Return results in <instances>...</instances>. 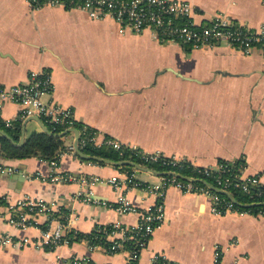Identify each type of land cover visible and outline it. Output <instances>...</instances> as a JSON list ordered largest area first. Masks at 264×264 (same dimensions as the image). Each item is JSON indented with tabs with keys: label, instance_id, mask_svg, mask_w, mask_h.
Listing matches in <instances>:
<instances>
[{
	"label": "crops",
	"instance_id": "crops-1",
	"mask_svg": "<svg viewBox=\"0 0 264 264\" xmlns=\"http://www.w3.org/2000/svg\"><path fill=\"white\" fill-rule=\"evenodd\" d=\"M187 1L198 24L224 14L254 30L264 25L263 0ZM40 70L50 72L54 82L44 99L70 108L77 122L96 130L97 144L110 137L197 167L241 160L243 174L260 175L264 183L263 49L247 54L225 42L201 48L161 42L150 29L122 32L112 17L92 19L82 10L0 0V85L23 84ZM19 111L17 103L7 102L1 117L16 120ZM31 118L21 122L24 142L44 132ZM64 138L74 146L73 132ZM55 160L56 166L39 157L6 158L0 143V235L14 240L0 245V264H127L126 249L112 253L87 237L78 239L98 227L139 220L93 202L116 206L119 192L107 180L119 175L121 166L69 152ZM52 175L67 180L52 182ZM139 177L156 184L160 176L141 171ZM80 191L92 201L78 197ZM126 195L141 209L156 202L142 188ZM22 199H43L68 223L72 241L55 249L37 245L49 214L24 229L10 224L12 206ZM165 208L166 220L143 248L140 264H149L154 253L178 264H264V213L217 215L208 195L177 188L167 190Z\"/></svg>",
	"mask_w": 264,
	"mask_h": 264
},
{
	"label": "built area",
	"instance_id": "built-area-1",
	"mask_svg": "<svg viewBox=\"0 0 264 264\" xmlns=\"http://www.w3.org/2000/svg\"><path fill=\"white\" fill-rule=\"evenodd\" d=\"M28 2L34 8L60 6L68 10H82L92 19L112 17L120 24L122 32L140 33L150 29L161 42L186 43L194 48L215 47L225 42L247 54L256 48L264 50V25L254 30L234 22L224 14L216 15L209 22L198 24L193 18L194 5L187 0H28ZM53 89L52 74L45 70L32 71L27 81L23 84L0 85V120L5 123L6 127H14L16 122H23L28 118L38 117L43 122L46 120V122L51 123L54 129L58 126L64 128V130L76 127V123L80 122L76 121L70 108L44 99V96L50 94ZM7 102H15L19 105L20 111L16 120L2 119L1 112ZM79 133V146H84L89 142L97 146L109 144L117 150L128 147L136 150L137 155L147 163L161 162V165H178L184 161L175 157L165 156L159 152L148 153L135 147L124 146L118 140L110 137L105 138L102 144H97L98 132L85 124L83 128L85 137L82 141V132L80 130ZM70 147L72 151L69 153L76 155L74 146ZM51 163L56 166L58 161L52 160ZM200 168V172L213 178V183H210L212 186L230 193L235 187H240L245 192H250L251 188L264 186L260 175L245 176L243 168L237 167L235 162L224 161L216 166ZM140 172L134 167L122 168V172L119 175L107 180L119 192L116 206L106 201H93L106 207H115L120 214L130 213L140 217L135 224L131 225H124L120 222L111 224V230L107 233L104 242L101 243L112 253L126 249L128 254L127 264H140V254L143 248L150 241L156 228L165 222V196L170 188H177L186 193L208 195L211 198V211L217 215L231 211L247 212L239 210L237 208L238 204L227 195L209 187L207 180L201 179L203 184L198 185L195 182L199 181V179L195 177L177 176L174 174L175 171H160L166 172V174L160 175L159 182L152 184L142 181L139 177ZM49 179L52 182H58L60 179L67 180V177L52 175ZM133 188H142L147 191L155 196L156 202L148 208H139L126 195V191ZM259 194H262V192ZM78 197H84L86 202L92 201L82 191L78 193ZM12 208L16 213L9 217L8 221L20 229L39 224L38 216L49 214L50 219L46 224V229L42 232V239L37 244L38 246L43 245L49 249H55L72 241L73 238L70 235L68 223L56 215L55 210H52L43 199H22ZM18 208H23V211H17ZM53 220L58 222L55 227H52ZM88 241L91 245L95 244L92 239ZM13 243L14 240L9 235H0V245ZM24 244L26 243L18 242V245ZM149 264L178 263L172 262L163 253H154Z\"/></svg>",
	"mask_w": 264,
	"mask_h": 264
},
{
	"label": "trees",
	"instance_id": "trees-1",
	"mask_svg": "<svg viewBox=\"0 0 264 264\" xmlns=\"http://www.w3.org/2000/svg\"><path fill=\"white\" fill-rule=\"evenodd\" d=\"M45 126L52 134L46 132H36L33 133L22 146L18 147L13 145L7 138L0 135L1 143V152L6 158L11 159H25L31 157H39L48 161H52L58 158L59 155H62L65 152L72 151L71 147H68L65 144L64 136H56L64 130V128L58 126L54 129V126L44 120ZM76 127L82 132L81 141L85 137L83 134L84 124L76 123ZM0 128L5 130L16 142H19L21 137V122H16L14 127H6L5 123L0 120ZM82 151L86 154L92 156H99L102 158L110 159L113 161L121 160H132L134 162L144 164L145 166L155 169L157 171H175L186 177H195L199 179L195 183L198 185L203 184L201 179L207 180L210 183H213V178L204 175L200 172V167H195L188 161H182L178 165H161V162L147 163L144 162L137 151L130 149L128 147H123L121 150L113 148L109 144H103L101 146L94 145L93 143L87 142L84 146H80ZM77 155V154H76ZM98 162V161H95ZM224 162V161H222ZM103 165V162H98ZM237 167L243 168V163L241 160L235 162ZM131 166H122L121 168H130ZM262 192V194H259ZM232 193L241 204H251V203H261L264 202V186L251 188L250 192H245L240 187H235L232 189ZM3 201L0 199V204ZM239 210L247 211L252 214L264 213V205H255L250 207H243L238 205ZM111 230V226L107 227H98L93 231L89 236L78 235V239L82 237H87L95 241V243H102L106 239V234Z\"/></svg>",
	"mask_w": 264,
	"mask_h": 264
},
{
	"label": "water",
	"instance_id": "water-1",
	"mask_svg": "<svg viewBox=\"0 0 264 264\" xmlns=\"http://www.w3.org/2000/svg\"><path fill=\"white\" fill-rule=\"evenodd\" d=\"M31 119H34V120H37L38 122H40L41 124V127L43 128L44 132L48 133V134H52L48 128L43 124V122L41 121L40 118L38 117H33ZM69 132H73L75 134V142H74V149H75V152L76 154L83 158V159H86L87 161H91V160H96L98 162H103V163H107V164H115L117 166H131V167H134V168H137L138 170H141V171H144V172H152L154 174H158L159 176L160 175H164L166 174V172H159L157 170H154L152 168H149L143 164H140V163H137V162H134L132 160H121V161H113V160H110V159H106V158H102V157H99V156H92V155H89V154H86L82 151V149L80 148L79 146V139H80V133H79V130L78 128L74 127V128H69L67 129L66 131L64 132H61V133H58V134H55L56 136H64L66 134H68ZM0 135L1 136H4L5 138H7L13 145L15 146H22L23 143H24V137H22L20 139L19 142H16L5 130H3L2 128H0ZM170 174V173H168ZM174 174H176L177 176H183L177 172H175ZM185 177V176H184ZM205 182V181H204ZM207 183V182H205ZM211 185V184H210ZM212 189H214L215 191L217 192H220V193H223L225 195H227L229 198L232 199V201H234L236 204L240 205V206H243V207H250V206H255V205H264V202H261V203H251V204H241L239 203L236 198L234 197V195L228 191H224V190H221V189H218L214 186H212Z\"/></svg>",
	"mask_w": 264,
	"mask_h": 264
}]
</instances>
